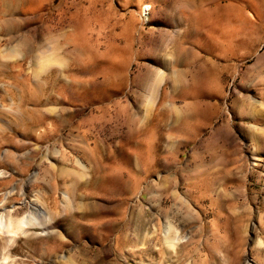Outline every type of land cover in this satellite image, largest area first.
Masks as SVG:
<instances>
[{
	"label": "rangeland",
	"instance_id": "rangeland-1",
	"mask_svg": "<svg viewBox=\"0 0 264 264\" xmlns=\"http://www.w3.org/2000/svg\"><path fill=\"white\" fill-rule=\"evenodd\" d=\"M1 218L0 264H264V0H0Z\"/></svg>",
	"mask_w": 264,
	"mask_h": 264
},
{
	"label": "bare ground",
	"instance_id": "bare-ground-1",
	"mask_svg": "<svg viewBox=\"0 0 264 264\" xmlns=\"http://www.w3.org/2000/svg\"><path fill=\"white\" fill-rule=\"evenodd\" d=\"M26 225V222L23 220L18 222L17 224H14L11 220H9L8 222H3V219H0V227L10 232H13V230L15 229L18 231H22ZM169 231L170 230L168 229L165 234H168Z\"/></svg>",
	"mask_w": 264,
	"mask_h": 264
}]
</instances>
